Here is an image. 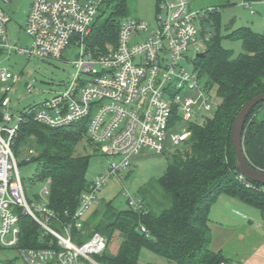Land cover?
<instances>
[{
    "label": "built area",
    "instance_id": "built-area-1",
    "mask_svg": "<svg viewBox=\"0 0 264 264\" xmlns=\"http://www.w3.org/2000/svg\"><path fill=\"white\" fill-rule=\"evenodd\" d=\"M28 1L25 31L30 43L25 47L19 39L10 41L5 9L11 0H0V48L55 61L65 60L64 52L70 46L78 53L72 62V77L52 97L18 110L11 109L7 91L1 98L0 253L13 250L24 264H81L82 260L100 264L93 257L105 251L106 237L95 232L77 243L73 229L83 228L85 215L98 202L101 188L112 176L120 177L130 168L143 150L162 154L171 145H185L192 135L191 126L217 109L213 87L195 67L205 43L198 44L197 36L207 13L191 9L189 0H160L155 28L150 30L147 21L126 19L121 22L117 44L108 43L105 50L94 52L87 46V37L103 0ZM246 6L255 12L251 3ZM143 33L147 34L144 38ZM191 47L197 53L195 58L188 55ZM190 64L194 65L191 69ZM66 77L65 73L63 78ZM0 80H8L2 68ZM27 86L29 90L33 88L31 84ZM85 119L87 138L108 160L107 173L89 182L72 221L63 223L50 207L49 199L29 200L14 145L24 122L57 128ZM182 122L188 128L175 131ZM237 178L253 186L242 174ZM50 181H45L47 187L40 194L50 195ZM128 203L137 211L146 207L145 201L137 197H130ZM21 214L33 218L43 234H51L58 246L20 247ZM55 220L62 229L53 226ZM141 230L147 232L145 227Z\"/></svg>",
    "mask_w": 264,
    "mask_h": 264
},
{
    "label": "trees",
    "instance_id": "trees-1",
    "mask_svg": "<svg viewBox=\"0 0 264 264\" xmlns=\"http://www.w3.org/2000/svg\"><path fill=\"white\" fill-rule=\"evenodd\" d=\"M228 4L230 0L207 10L200 34L211 35L205 40L203 54L195 59L196 69L213 90L216 88L221 102L212 116L191 126L190 139L173 154L165 174L157 179L163 198L145 196L143 211L131 207L119 210L110 201L99 216L85 220L81 230L73 229V240L77 243L95 232L106 237L105 251L96 256L100 264H142L143 250L162 258V264L233 263L223 250L214 251L210 246L213 240L210 213L221 194L259 209L264 219V185L250 180L253 186L249 187L237 178L239 171L231 142V128L237 114L250 99L264 91V32L241 26L228 33L226 37L242 41L243 52L235 56L233 50L222 45L223 37L217 28L209 31L218 26V11ZM129 15L128 0H103L87 37L89 49L98 52L105 50L107 43L116 45L121 22L131 19ZM87 121L57 128L24 122L14 145L18 159L29 150L36 153L31 161L44 162L40 178L51 180L49 205L63 223L72 221L90 182L87 178L90 157L76 150L84 138L96 149L86 135ZM244 147L252 165L264 170V102L257 104L246 118ZM52 224L62 229L57 220ZM20 225V247L58 246L56 239L43 234L29 215L21 214ZM117 240L119 244L114 251Z\"/></svg>",
    "mask_w": 264,
    "mask_h": 264
},
{
    "label": "rangeland",
    "instance_id": "rangeland-1",
    "mask_svg": "<svg viewBox=\"0 0 264 264\" xmlns=\"http://www.w3.org/2000/svg\"><path fill=\"white\" fill-rule=\"evenodd\" d=\"M12 4L6 7V15L10 18L7 32L10 41L19 39L22 46H28L30 39L25 31L26 19L29 10L28 0H11ZM131 19L147 21L150 30L155 28L156 18L161 6L157 0H128ZM193 10L207 13L212 6L224 4L226 0H189ZM255 12L247 8L250 4ZM218 26L209 31L220 32L222 45L233 50L235 56L243 52L242 41L226 37L228 33L241 26H249L257 32H264V0L256 2H245V0H230V4L219 9ZM109 15V14H108ZM211 34L202 37L199 33L197 43L203 44ZM147 34L143 33L142 38ZM108 44V43H107ZM106 48V45H105ZM206 48V42L203 50ZM78 50L70 46L64 52L61 61L29 57L17 52L9 53L0 48V68L5 69L8 74L7 81L0 80V99L7 91L11 98V109L18 110L30 104L39 103L46 98L52 97L55 91L63 88L64 84L72 77L74 66L72 62L77 57ZM196 52L193 47L189 51V57L195 58ZM190 64V69L193 68ZM66 73L68 77H61ZM28 84L33 85L31 90ZM215 105L221 102L216 88L212 91ZM212 115V112L209 114ZM196 120V118H193ZM203 122L198 120V123ZM188 128L186 123H180L175 131ZM184 145L176 147L171 145L165 153L156 154L148 149L138 155L130 168L122 171L118 176H112L110 180L98 192V202L93 204L85 215V220H92L94 216L101 214L106 203L112 201L113 206L119 210L129 207V198L137 197L143 199L145 196L153 195L158 199L163 198V191L157 183V179L163 176L168 168L173 154ZM77 153L90 157L87 170V178L93 181L98 175L106 174L108 160L99 150L88 144L86 138L82 139L77 147ZM36 153L25 150L22 157L18 159L19 173L23 179L26 194L32 202H46L48 194L41 190L47 187L45 181L41 180L44 170V162L33 160L31 157ZM211 228L213 240L211 248L214 251L223 250L224 254L231 258L235 264H264V219L259 209L248 205L239 199L221 194L211 209ZM119 240L113 245L117 250ZM96 259V257H93ZM155 261L164 263L162 258L156 257L148 250H143L140 263ZM0 264H24L13 250L5 249L0 253ZM81 264H94L92 261L82 260Z\"/></svg>",
    "mask_w": 264,
    "mask_h": 264
},
{
    "label": "water",
    "instance_id": "water-1",
    "mask_svg": "<svg viewBox=\"0 0 264 264\" xmlns=\"http://www.w3.org/2000/svg\"><path fill=\"white\" fill-rule=\"evenodd\" d=\"M203 52L198 53L201 56ZM65 77V73L61 74ZM264 102V91L250 99L237 114L231 128V142L237 159V169L248 180L264 185V170L249 161L244 147V127L248 114L259 103Z\"/></svg>",
    "mask_w": 264,
    "mask_h": 264
},
{
    "label": "crops",
    "instance_id": "crops-1",
    "mask_svg": "<svg viewBox=\"0 0 264 264\" xmlns=\"http://www.w3.org/2000/svg\"><path fill=\"white\" fill-rule=\"evenodd\" d=\"M11 4H12V1H11V3H10L7 7H9ZM7 19H8V22H9L10 18L7 17ZM211 213H212V212H211ZM211 213H210V215H211ZM210 218H211V217H210ZM211 219H212V218H211Z\"/></svg>",
    "mask_w": 264,
    "mask_h": 264
}]
</instances>
